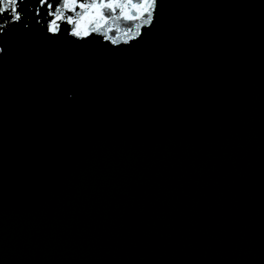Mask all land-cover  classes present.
<instances>
[{
    "label": "water",
    "instance_id": "water-1",
    "mask_svg": "<svg viewBox=\"0 0 264 264\" xmlns=\"http://www.w3.org/2000/svg\"><path fill=\"white\" fill-rule=\"evenodd\" d=\"M49 2L0 12V264H264V0Z\"/></svg>",
    "mask_w": 264,
    "mask_h": 264
},
{
    "label": "snow or ice",
    "instance_id": "snow-or-ice-1",
    "mask_svg": "<svg viewBox=\"0 0 264 264\" xmlns=\"http://www.w3.org/2000/svg\"><path fill=\"white\" fill-rule=\"evenodd\" d=\"M22 0H4L3 4H0V12H4L7 10L8 14L14 21H20L22 19L21 14L19 12L18 5L21 3ZM40 3L42 6H46L48 9H51L49 11L48 15L53 17V19L49 22L48 30L50 32L55 33L59 29V25L57 24V21L66 19V22L68 24H76V21L73 20L71 16L64 17L63 13L60 11L59 6H54L52 3L49 2V0H40ZM64 7H69L67 3H65ZM81 8L85 7L84 4L80 5ZM91 7H107V8H113V5L111 4H104V5H92ZM59 13V14H58ZM145 23H149L148 20L145 21ZM76 36H79V31H74L73 33Z\"/></svg>",
    "mask_w": 264,
    "mask_h": 264
}]
</instances>
